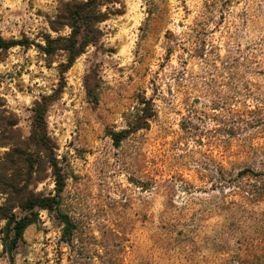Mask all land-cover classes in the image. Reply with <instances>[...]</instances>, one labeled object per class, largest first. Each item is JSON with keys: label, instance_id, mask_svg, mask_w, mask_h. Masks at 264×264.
<instances>
[{"label": "rangeland", "instance_id": "1", "mask_svg": "<svg viewBox=\"0 0 264 264\" xmlns=\"http://www.w3.org/2000/svg\"><path fill=\"white\" fill-rule=\"evenodd\" d=\"M70 1L0 0L1 36L32 43L0 50V114L17 122L0 137V163L6 138L28 141L36 102L59 88L67 54L39 46L70 34L51 28ZM116 8L122 13L100 24V41L65 74L46 115L72 237L40 209L15 264H264V0ZM140 96L157 115L115 147L109 134L131 126ZM41 176L29 189L56 195L51 169ZM5 225L0 264H11Z\"/></svg>", "mask_w": 264, "mask_h": 264}, {"label": "trees", "instance_id": "2", "mask_svg": "<svg viewBox=\"0 0 264 264\" xmlns=\"http://www.w3.org/2000/svg\"><path fill=\"white\" fill-rule=\"evenodd\" d=\"M117 5H122V0H72L61 5L51 28L55 32L69 27L68 36L52 38L45 37L46 46H39L47 55L52 56L58 51L67 54V61L59 65L61 83L53 94L43 96L33 108V122L31 135L28 141L19 140L10 136L5 145H10L0 163V193L6 196L3 206H0V220L6 221L4 233V249L9 254L11 264H15L14 251L23 241L25 230L40 221V209L55 213L64 225V237H72L75 225L71 218L60 209V197L66 187V177L59 160L55 154V145L48 134L47 119L50 105L56 101L65 88V74L74 65L78 57L85 53L90 45H96L101 37L100 24L107 21L111 15L122 13ZM106 7V10H104ZM32 43L28 39L7 40L0 34V50L7 51L17 46L29 47ZM88 96L97 103L98 95L88 89ZM140 107L135 112V118L128 129L112 131L110 136L115 147H120L123 140L132 133L148 129L150 121L157 115L152 99L140 96ZM5 117L0 114V137L8 127L14 128L17 122H4ZM6 125V126H5ZM12 133V132H11ZM4 145V144H3ZM51 169L55 181L54 196H41L33 193L29 187L41 180L43 173ZM251 170H245L248 173ZM37 175V176H36ZM19 208L23 212L19 216L14 212Z\"/></svg>", "mask_w": 264, "mask_h": 264}]
</instances>
